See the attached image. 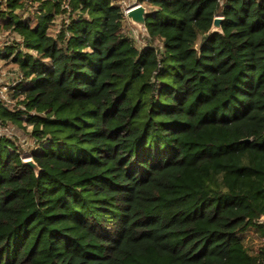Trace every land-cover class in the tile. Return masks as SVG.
Segmentation results:
<instances>
[{
	"label": "trees",
	"instance_id": "1",
	"mask_svg": "<svg viewBox=\"0 0 264 264\" xmlns=\"http://www.w3.org/2000/svg\"><path fill=\"white\" fill-rule=\"evenodd\" d=\"M5 2L41 172L0 139V264H262L264 0H139L141 48L116 0Z\"/></svg>",
	"mask_w": 264,
	"mask_h": 264
},
{
	"label": "rangeland",
	"instance_id": "2",
	"mask_svg": "<svg viewBox=\"0 0 264 264\" xmlns=\"http://www.w3.org/2000/svg\"><path fill=\"white\" fill-rule=\"evenodd\" d=\"M6 0H0V10L5 9L6 7ZM117 3L122 7L125 8L126 5L134 2V0H116ZM35 8H32V11H25L21 15L23 17H29L33 15V12L35 11ZM63 15H60L57 17L55 22V29L58 30L60 28V25L62 23ZM1 21V20H0ZM124 31L130 38H133L137 42L138 47H144L146 44V41L143 40L142 34L129 22L124 23ZM15 45L17 47V50H14V54L9 59H0V100H2V94L3 87L7 85H11L12 83L16 82L18 72H20L19 67L16 66L13 63V57L18 52V50L21 51V53L28 52L32 55H35L34 51L28 50L24 47H21V49H18V46L20 45V41H18V38L14 34H11L9 32H2L0 33V48L2 51L5 49H11V45ZM4 46V47H3ZM10 47V48H9ZM15 47V48H16ZM8 52H11V50H8ZM11 98V96H10ZM12 99V98H11ZM4 102V101H3ZM5 103V102H4ZM10 107H12L13 101H11L10 104H8ZM10 124V130L11 135L9 136L11 140L17 144L22 146V149L24 150L23 155L25 157H30V152L32 149H36L38 147L37 141L31 136V128H28L25 123L22 122V124ZM245 238L249 241L250 244H252L254 247L258 248L261 245H264V239L260 238V234L251 231L245 235Z\"/></svg>",
	"mask_w": 264,
	"mask_h": 264
},
{
	"label": "water",
	"instance_id": "3",
	"mask_svg": "<svg viewBox=\"0 0 264 264\" xmlns=\"http://www.w3.org/2000/svg\"><path fill=\"white\" fill-rule=\"evenodd\" d=\"M56 1V0H55ZM149 15L148 8L143 4H138L136 6H133L129 10L126 11L125 16L127 18V21L134 26L144 37H148V28L146 25V18ZM224 18L222 16H216L213 20L210 34H222V23ZM24 164H26L28 167L32 168L36 175H40L41 169L37 165V163L34 161L32 157H28L24 159Z\"/></svg>",
	"mask_w": 264,
	"mask_h": 264
},
{
	"label": "built area",
	"instance_id": "4",
	"mask_svg": "<svg viewBox=\"0 0 264 264\" xmlns=\"http://www.w3.org/2000/svg\"><path fill=\"white\" fill-rule=\"evenodd\" d=\"M139 3H137V1L135 0L132 3L128 4L125 6V8H122L124 13H126L127 10H129L130 8H132L133 6H136L138 5ZM67 6V5H66ZM20 79L19 78V75H17V80L16 82L12 83L11 85H7V86H4L3 87V92H1L2 94V101L5 102L6 105L10 104L11 103V93L13 92V88L20 82ZM11 130H10V127L9 126H4L0 123V139L1 138H9V136L11 135ZM263 218V217H262ZM262 220V219H261ZM263 222V221H262ZM262 264H264V256L262 258Z\"/></svg>",
	"mask_w": 264,
	"mask_h": 264
},
{
	"label": "crops",
	"instance_id": "5",
	"mask_svg": "<svg viewBox=\"0 0 264 264\" xmlns=\"http://www.w3.org/2000/svg\"><path fill=\"white\" fill-rule=\"evenodd\" d=\"M135 1V0H134ZM137 1V3H139V0H136ZM132 4H133V2H132ZM140 4V3H139ZM4 47V46H3ZM1 49V48H0ZM2 50V49H1ZM262 221L264 222V217L262 218Z\"/></svg>",
	"mask_w": 264,
	"mask_h": 264
}]
</instances>
